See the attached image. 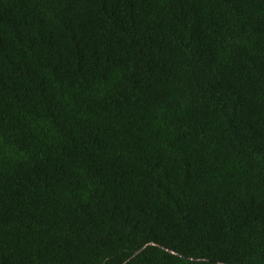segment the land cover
<instances>
[{"label": "trees", "instance_id": "16d2710c", "mask_svg": "<svg viewBox=\"0 0 264 264\" xmlns=\"http://www.w3.org/2000/svg\"><path fill=\"white\" fill-rule=\"evenodd\" d=\"M0 264H264V0H0Z\"/></svg>", "mask_w": 264, "mask_h": 264}, {"label": "water", "instance_id": "95a60500", "mask_svg": "<svg viewBox=\"0 0 264 264\" xmlns=\"http://www.w3.org/2000/svg\"><path fill=\"white\" fill-rule=\"evenodd\" d=\"M142 250H143V249H142ZM142 250H141V251H142ZM141 251H138L136 254L140 253Z\"/></svg>", "mask_w": 264, "mask_h": 264}]
</instances>
